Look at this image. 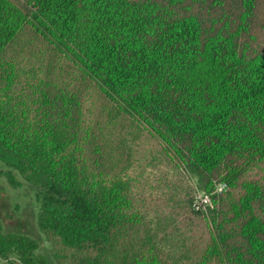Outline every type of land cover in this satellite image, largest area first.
Instances as JSON below:
<instances>
[{
  "label": "trees",
  "instance_id": "1",
  "mask_svg": "<svg viewBox=\"0 0 264 264\" xmlns=\"http://www.w3.org/2000/svg\"><path fill=\"white\" fill-rule=\"evenodd\" d=\"M16 174L56 264H264V0H0Z\"/></svg>",
  "mask_w": 264,
  "mask_h": 264
},
{
  "label": "rangeland",
  "instance_id": "2",
  "mask_svg": "<svg viewBox=\"0 0 264 264\" xmlns=\"http://www.w3.org/2000/svg\"><path fill=\"white\" fill-rule=\"evenodd\" d=\"M15 178L19 184L12 186L0 176V220L6 231L28 235L38 242L39 264H56L50 245L36 225L33 189L18 174Z\"/></svg>",
  "mask_w": 264,
  "mask_h": 264
},
{
  "label": "built area",
  "instance_id": "3",
  "mask_svg": "<svg viewBox=\"0 0 264 264\" xmlns=\"http://www.w3.org/2000/svg\"><path fill=\"white\" fill-rule=\"evenodd\" d=\"M198 199H199V201H200V204H206V203H208V201H209L208 197L205 196V195H199V196H198Z\"/></svg>",
  "mask_w": 264,
  "mask_h": 264
}]
</instances>
